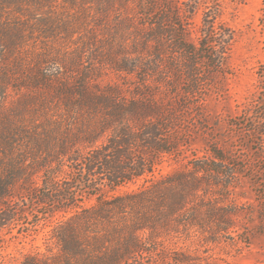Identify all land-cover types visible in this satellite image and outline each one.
Wrapping results in <instances>:
<instances>
[{
  "label": "trees",
  "instance_id": "1",
  "mask_svg": "<svg viewBox=\"0 0 264 264\" xmlns=\"http://www.w3.org/2000/svg\"><path fill=\"white\" fill-rule=\"evenodd\" d=\"M223 1L0 0V24L13 15V29L22 30L30 28L27 16L44 15L62 23L67 41L60 55H48L51 69L32 77L19 107L7 106V83H0V234L70 214L51 230L57 252L28 255L22 264H159L162 235L215 242L237 231L235 217L246 205L237 194L242 171L234 146L224 149L216 134L207 143L212 129L202 125L206 99L226 93L233 33L220 19ZM259 20L264 32V0ZM259 69L264 78V62ZM110 73L115 78L106 79ZM261 90L264 101V83ZM242 119H231L229 130L243 127L264 143V112L246 111ZM198 131L202 155L117 193L164 161L182 159ZM91 197L94 204L84 206ZM179 255L170 264L191 260Z\"/></svg>",
  "mask_w": 264,
  "mask_h": 264
},
{
  "label": "rangeland",
  "instance_id": "2",
  "mask_svg": "<svg viewBox=\"0 0 264 264\" xmlns=\"http://www.w3.org/2000/svg\"><path fill=\"white\" fill-rule=\"evenodd\" d=\"M262 6L263 0L223 1L220 19L233 33L228 60L229 75L225 81L226 93L221 96H209L203 107L202 125L212 129L208 132L209 135H205L206 142L210 143L216 134L223 139L221 145L224 149L234 146L236 163L242 171L237 194L239 203H245L246 208H241V214L235 217L237 231L222 236L215 242H205L202 235L197 234L189 237L179 233L162 235L159 249H162L164 254L159 264H170V256L174 252L180 255L189 254L191 260L188 264H264V226L259 227L262 222L260 199H263L261 194L264 191V160L260 157L263 155L260 150L262 151L264 143L260 142V138L257 140L255 134H248L243 127L235 130L236 133L233 134L228 124L234 117L240 119L238 122L244 123L242 118L246 111L264 112V101L260 95L264 78L259 74V66L264 62V32L259 20ZM43 16H27L25 21L30 28L23 27L22 30L13 29L16 24L12 20L15 18L13 15L1 21L8 23L0 24V83H7L3 90L7 93V106L10 109L19 107L16 100L20 95L26 96L29 93L32 77H38L46 69H51L47 66L48 55H60V46L67 42L66 38L64 39L66 31L62 23L56 24L55 19H41ZM199 19L200 14H197L194 22L198 23ZM46 22L57 28L55 34L47 32L49 30L44 27ZM74 23L77 24V21ZM74 23L71 24V32L75 30ZM109 76L106 79L115 78L112 73ZM3 90L0 88V95ZM18 91L21 94H18ZM56 103L50 108L59 109L60 100L56 99ZM30 105L28 102L27 106ZM251 125L255 129L259 126L255 122ZM203 137L198 131L193 136L195 140L190 151L186 152L182 159L164 161L152 176L127 184L117 193L137 191L181 169L188 157L204 153L203 148L206 145ZM253 181L257 185H254ZM94 202L95 199L91 197L85 199L83 204L91 206ZM250 210L253 212L247 221L245 212L250 213ZM69 215L59 213L50 219L41 220L35 230L31 231L20 232L24 229L18 230V227L3 231L0 234V264H22L28 255L56 253L58 248L53 239H50L51 230Z\"/></svg>",
  "mask_w": 264,
  "mask_h": 264
}]
</instances>
